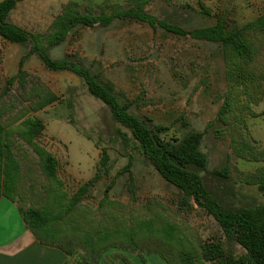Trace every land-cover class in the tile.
Here are the masks:
<instances>
[{
    "label": "rangeland",
    "instance_id": "1",
    "mask_svg": "<svg viewBox=\"0 0 264 264\" xmlns=\"http://www.w3.org/2000/svg\"><path fill=\"white\" fill-rule=\"evenodd\" d=\"M69 4L83 14L100 16L128 10L134 0H22L9 20L31 34L45 35ZM203 7L211 17L202 15ZM145 11L186 31L212 26L220 19L227 32H234L264 14V0H150ZM254 39V76L243 83L231 78L219 45L128 18L115 19L106 28L78 27L49 54L54 60L79 62L99 80L112 84L131 113L150 126L167 129L166 140L202 133V150L209 162L201 175L211 196L231 209L255 210L264 208V194L259 190L264 179V34ZM29 52V43L0 39V122L10 129L27 118L41 120L45 130L39 143L59 161V178L69 200L100 173L104 160L109 166V174L101 173L77 209L63 215L62 233L50 240L72 252L67 264H128L132 256L159 259V254L170 264H181L179 250L200 252L204 244L214 241H221L236 255L244 254L203 209L195 204L188 211L180 208L182 194L158 174L131 132L89 93L83 79L69 71H49ZM47 90L56 101L35 111ZM224 106L226 113L220 115ZM120 132L127 136L126 143ZM13 144L26 170L17 205L46 208L50 183L39 170L36 154L18 135ZM226 167L227 178L213 174ZM146 220L155 221L157 229L170 225L183 244L172 246L159 236L142 235L137 246L113 237L97 259L83 249L87 234H114ZM3 225L1 221L0 231L12 223ZM192 264L209 263L193 258Z\"/></svg>",
    "mask_w": 264,
    "mask_h": 264
},
{
    "label": "trees",
    "instance_id": "2",
    "mask_svg": "<svg viewBox=\"0 0 264 264\" xmlns=\"http://www.w3.org/2000/svg\"><path fill=\"white\" fill-rule=\"evenodd\" d=\"M22 0H3L0 2V39L13 44H30L29 55H36L43 65L52 72L69 71L79 76L85 82L89 93L100 100L110 110L113 119L122 127L128 129L133 140L139 144L142 153L158 174L170 185L174 186L182 198L179 206L188 211L193 204L203 209L220 226L226 239L236 243L244 254L236 255L225 248L221 241L206 243L200 252H183L179 250L177 259L181 264H192V259L209 264H264V208L248 210L244 208L231 209L213 198L201 175L207 169L208 157L202 150L203 134L190 132L180 140L168 141L163 137L167 129L160 125L150 126L144 119L131 113L130 105L122 103L110 83L103 82L94 76L83 64L70 59L54 60L49 50L65 42L71 32L78 27L93 28L96 26L109 27L115 19H134L153 28L159 26L168 33L177 36L190 35L201 41L215 43L221 47L225 64L237 82H245L254 76L253 63L256 45L254 36L264 34V14L257 20L234 32H227L222 20H217L212 26L196 28L186 31L166 21H160L145 11L150 0H134L131 8L112 15L102 14L93 16L81 13L75 4H69L63 13L55 20L52 30L48 34H31L23 28L9 21L10 14ZM202 15L211 17L210 11L203 7ZM23 61L19 64L22 72ZM19 79L12 78L13 84ZM56 101L55 95L49 90L41 95L36 102L35 111L42 110ZM227 106L222 107L219 114L226 113ZM0 108V119L2 118ZM45 127L36 117L27 118L14 128H8L0 122V201L6 198L16 205L21 196V184L25 172L20 159L14 153L13 137L18 135L38 158L41 174L49 181V204L46 208L30 207L18 210L23 217L26 227L36 236L39 242L47 246H55L50 240L60 235V222L63 215L73 213L80 202L87 196L92 186L101 178V173L108 175L107 160L101 163L100 173L80 187L70 198L63 190L64 184L59 178V161L39 143ZM124 143L127 136L120 132ZM127 165L126 169H129ZM216 176L227 178L228 168L216 170ZM259 190L264 194V179L259 183ZM130 191L134 194V185L130 184ZM68 199V201H67ZM65 202V204H64ZM55 209L59 213L53 212ZM155 221L146 220L129 230H116L87 234L82 241L85 252L97 259L106 249L113 237L116 241H127L133 246L138 245L140 236L147 238L159 236L160 240L170 245L183 244L182 239L176 237L170 225L157 229ZM57 247V246H55ZM65 251L69 257L72 252ZM160 258L170 264L165 256ZM95 264H98L95 263Z\"/></svg>",
    "mask_w": 264,
    "mask_h": 264
},
{
    "label": "crops",
    "instance_id": "3",
    "mask_svg": "<svg viewBox=\"0 0 264 264\" xmlns=\"http://www.w3.org/2000/svg\"><path fill=\"white\" fill-rule=\"evenodd\" d=\"M2 1L0 0V2ZM0 215L2 225L3 222H8V224L10 222L12 223L11 228L4 227L0 231L2 235V238L0 237V264L68 263L69 257L65 251L55 246L43 245L39 242L36 236L26 227L23 217L15 203L6 198H2L0 201ZM158 258L144 256L142 259L141 257L132 256L128 258V264H166L164 260L160 257Z\"/></svg>",
    "mask_w": 264,
    "mask_h": 264
},
{
    "label": "water",
    "instance_id": "4",
    "mask_svg": "<svg viewBox=\"0 0 264 264\" xmlns=\"http://www.w3.org/2000/svg\"><path fill=\"white\" fill-rule=\"evenodd\" d=\"M15 1H17V0H15Z\"/></svg>",
    "mask_w": 264,
    "mask_h": 264
}]
</instances>
